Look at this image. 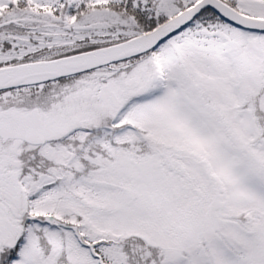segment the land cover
<instances>
[{"label":"snow or ice","instance_id":"snow-or-ice-1","mask_svg":"<svg viewBox=\"0 0 264 264\" xmlns=\"http://www.w3.org/2000/svg\"><path fill=\"white\" fill-rule=\"evenodd\" d=\"M0 264H264V0H0Z\"/></svg>","mask_w":264,"mask_h":264}]
</instances>
